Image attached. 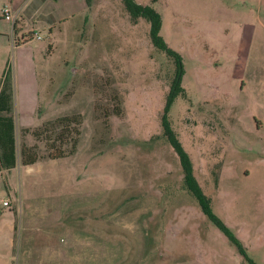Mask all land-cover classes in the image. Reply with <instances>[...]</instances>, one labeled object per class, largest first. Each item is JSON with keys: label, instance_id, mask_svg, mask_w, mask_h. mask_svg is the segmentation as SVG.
Returning <instances> with one entry per match:
<instances>
[{"label": "rangeland", "instance_id": "rangeland-1", "mask_svg": "<svg viewBox=\"0 0 264 264\" xmlns=\"http://www.w3.org/2000/svg\"><path fill=\"white\" fill-rule=\"evenodd\" d=\"M137 1L181 56L168 117L227 232L162 135L175 62L149 21L122 0H16L22 35L0 10L18 156L0 169V264H264V0Z\"/></svg>", "mask_w": 264, "mask_h": 264}, {"label": "trees", "instance_id": "trees-1", "mask_svg": "<svg viewBox=\"0 0 264 264\" xmlns=\"http://www.w3.org/2000/svg\"><path fill=\"white\" fill-rule=\"evenodd\" d=\"M126 11L131 19L136 21L138 17L143 16L149 21V36L153 45L174 59L175 70L171 81V88L166 96L163 112L160 116L161 131L165 139L172 145L175 150L183 173V185L197 200L201 209L224 231L227 232L226 225L212 212L211 198L208 196L199 185L192 167V162L187 152L182 147L175 130L171 127L168 117V109L178 92H181L180 84L182 75V64L180 54L172 49L160 33L162 23V15L151 4L141 3L137 0H122ZM12 74L10 65H6L0 82V169L12 168L17 163V148L15 135V119L12 114ZM64 118H55L54 120L44 121L42 127L46 130L56 128L57 123ZM33 134H37L33 130ZM33 149L31 146L23 143L20 150V162L22 164H30L36 160V156L32 155ZM60 155V154H59ZM238 241L235 238H231ZM242 248L241 244H238Z\"/></svg>", "mask_w": 264, "mask_h": 264}, {"label": "crops", "instance_id": "crops-1", "mask_svg": "<svg viewBox=\"0 0 264 264\" xmlns=\"http://www.w3.org/2000/svg\"><path fill=\"white\" fill-rule=\"evenodd\" d=\"M9 2V4L11 5V10H12V12H13V14H15V16H16V18L17 17H19L18 16V13H19V11H20V9H21V7H22V4L20 5V4H17L16 5V0H4L3 1V3H5V2ZM3 3H1L0 4V8H1V5L3 4ZM21 16V15H20ZM3 17V16H2ZM20 18H22V16L20 17ZM258 19H260V18H258ZM20 20V19H19ZM243 22H244V20H243ZM21 23V22H20ZM20 28H21V25L19 26H17L16 25V19H15V21L12 23V33L13 32H21V30H20ZM23 34V32H21V35ZM0 36L1 37H6V42H5V47H7V27H0ZM0 60H3V58L1 57V55H0ZM1 63V68H2V61H0ZM7 65V64H6ZM4 70V69H3ZM3 70H2V73H3ZM2 73H1V76H2ZM0 82H1V79H0ZM26 217V216H25ZM7 224L9 225L8 226V229L10 230V231H12L13 229H14V221H13V219L12 218H10V219H7ZM43 235H46V234H43ZM81 235V234H80ZM74 237V236H73ZM73 237L71 236V237H69V240H70V242H68V244L69 243H72L71 242V240L73 239ZM12 240H13V237L11 236V242H12ZM22 244H28L27 242H24V243H22ZM42 244V243H41ZM50 244V243H49ZM88 244H90V243H88ZM64 259V260H63ZM60 258V259H58V261L56 260L55 262H53V263H55V264H103V261H102V259H100L99 260V263H92V260H90L89 258L88 259H84V260H82V262H76V260L75 259H70V258ZM26 259L25 258H22V262L23 261H25ZM25 263V262H24Z\"/></svg>", "mask_w": 264, "mask_h": 264}, {"label": "built area", "instance_id": "built-area-1", "mask_svg": "<svg viewBox=\"0 0 264 264\" xmlns=\"http://www.w3.org/2000/svg\"><path fill=\"white\" fill-rule=\"evenodd\" d=\"M0 10H1V14L4 18L11 19L12 21H15L16 16H15V14H13V12L11 10V6H10L8 1L1 5ZM36 37L40 38V36L38 34H36ZM1 203H2V205H8V200L3 199V200H1Z\"/></svg>", "mask_w": 264, "mask_h": 264}]
</instances>
